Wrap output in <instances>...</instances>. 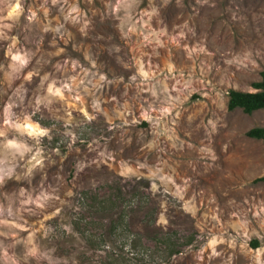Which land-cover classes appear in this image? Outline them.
Instances as JSON below:
<instances>
[{"label":"rangeland","instance_id":"rangeland-1","mask_svg":"<svg viewBox=\"0 0 264 264\" xmlns=\"http://www.w3.org/2000/svg\"><path fill=\"white\" fill-rule=\"evenodd\" d=\"M9 2L0 0V23H12L3 20ZM117 2L21 0L9 39L0 37L5 68L12 37L32 53L10 86L0 71V121L10 100L17 114L34 110L45 73L72 89L33 117L51 129L42 164L26 175L17 161L0 182V248L34 232L50 259L29 264H264V212L255 214L264 208V138L247 136L264 128V109H228L231 90L254 92L262 78L264 0H121L129 7L113 11ZM71 4L75 23L61 11ZM32 70L39 75L24 81ZM8 155L0 144V160ZM42 196L43 207L22 203ZM133 236L144 255L125 249ZM24 252L23 243L8 249L21 264Z\"/></svg>","mask_w":264,"mask_h":264},{"label":"clouds","instance_id":"clouds-1","mask_svg":"<svg viewBox=\"0 0 264 264\" xmlns=\"http://www.w3.org/2000/svg\"><path fill=\"white\" fill-rule=\"evenodd\" d=\"M47 0H45V3ZM58 0H52L53 4H56ZM65 4H67V0H65ZM129 5L126 3L118 2L113 6V11H119L121 8H128ZM40 8L43 9L45 16L48 14V9L44 4L40 5ZM5 11H7V15L3 17L4 21H12V23L3 22L0 23V37L7 40L9 39L8 32L12 30L14 27V23L18 21L20 15L24 12V7L21 3V0H15L14 3L9 2L5 5ZM61 11L64 13L65 20H71L73 23L78 22L81 18V12L78 4H71L68 6L67 11H65L64 5L61 6ZM29 15L27 16V20L32 22L37 19V11L29 10ZM147 14V13H146ZM130 19V15L127 17ZM87 25V21H85V26ZM60 25L54 31L59 32ZM47 30V29H45ZM83 30V29H82ZM130 32L135 31V27L132 26L129 28ZM147 39V37H145ZM60 51H63L61 49ZM59 54V53H56ZM6 56L9 58V63L7 67L3 64H0V71L4 73V79L11 85V82L15 79L20 78V74L23 73L24 69L28 67L29 63L32 60V53L24 50L23 48H17V39L15 37L11 38V43L9 44ZM139 63V61H137ZM140 73L145 78L149 76L148 72L143 70V65L140 66ZM34 75H39L38 70L28 71L24 76V81L30 82ZM101 79H104L101 76ZM135 79V77H133ZM46 87H45V83ZM23 85H21V88ZM39 87L44 88V96H38L35 100L34 110L31 112H24L23 114H17L13 112V109L17 107V103L15 100H10L3 109L4 118L0 121V144H2L3 148L8 152V156H6L3 160H0V182L5 180L6 178H10L16 168L17 161H23L24 166L27 169L26 175L30 174L32 169H34L37 165L42 164L43 160V148L40 147L41 139L43 137H48L51 139L50 132L51 129L49 127L44 126L39 120L33 119L36 112L40 110V105L51 104L53 98H57L60 100L65 99V92H71V85L69 82H58L56 79L49 78V74L45 73L40 78ZM166 91V89H165ZM14 95L19 96L20 101H23V96L20 95V89H17ZM153 95H156L155 91H153ZM75 99L79 100L80 97L76 96ZM96 105H94L95 107ZM171 106V105H170ZM161 116H166L169 112V107H161L158 109ZM87 115V113H85ZM91 118V117H89ZM146 119H151V116L145 113ZM30 141L34 142L31 143ZM30 154V155H29ZM10 156V159H9ZM164 179V177H161ZM170 180L171 177H168ZM23 195V193H21ZM47 199L46 196L38 197L36 200H25L22 203H35L38 207H43L42 200ZM8 215L12 216V209L9 206ZM264 212V208H261L255 214L257 216L261 215ZM6 225H10L13 228H22L23 225L16 223L15 221L3 220L2 221ZM4 235H12L15 236L16 233H5ZM35 233L29 232L28 236L23 240H14L12 244L7 245L5 248H0V252H2L5 258V264H21V260H18L14 255L8 254V249L14 247V244L23 243L25 246V252L23 257V264H29V258L35 257L37 259L44 258L50 259L47 253H41L40 249L34 240ZM212 243H217L215 239L212 240Z\"/></svg>","mask_w":264,"mask_h":264},{"label":"trees","instance_id":"trees-1","mask_svg":"<svg viewBox=\"0 0 264 264\" xmlns=\"http://www.w3.org/2000/svg\"><path fill=\"white\" fill-rule=\"evenodd\" d=\"M262 78L258 82H254L252 87L256 90L254 92H244L238 90H231L229 92L228 109L234 111L241 109L246 114H253L256 111L264 109V71L261 74ZM247 136L255 139L264 138V128H254L247 132ZM264 181V176L257 179L256 182ZM131 243L125 245V249L132 256L144 255L142 239L135 238L134 236L130 239ZM172 238L167 239V247L171 248L174 245ZM254 247H258L259 242L254 240L252 242Z\"/></svg>","mask_w":264,"mask_h":264}]
</instances>
